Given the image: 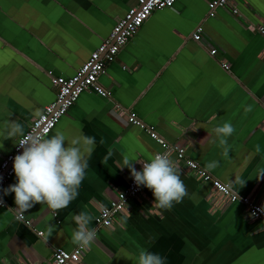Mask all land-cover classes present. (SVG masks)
I'll return each mask as SVG.
<instances>
[{
    "label": "crops",
    "instance_id": "crops-1",
    "mask_svg": "<svg viewBox=\"0 0 264 264\" xmlns=\"http://www.w3.org/2000/svg\"><path fill=\"white\" fill-rule=\"evenodd\" d=\"M206 2L177 0L152 12L97 79L110 97L86 90L58 120L47 137L60 131L65 146L80 134L95 137L78 196L61 210L35 204L21 212L14 194L3 195L0 264H47L53 251H71L77 246L72 215L78 212L92 215L96 232L82 264H138L141 249L164 257L165 264H264L263 223L248 219L239 204L225 203L181 164L175 167L188 195L180 203L159 208L146 189L109 228L94 221L126 185L130 173L121 169L123 161L137 169L160 152L146 128L239 196L264 205V41L252 30L264 26V0H233L238 15L226 7L213 18L206 16ZM133 4L0 0V159L20 137L6 138L8 121H18L25 132L53 101L47 73L72 76ZM197 26L199 43L191 39ZM128 113L143 128L129 126ZM224 122L235 129L227 156L212 131ZM211 161L218 166L206 170ZM15 183L14 175L5 188Z\"/></svg>",
    "mask_w": 264,
    "mask_h": 264
},
{
    "label": "clouds",
    "instance_id": "clouds-1",
    "mask_svg": "<svg viewBox=\"0 0 264 264\" xmlns=\"http://www.w3.org/2000/svg\"><path fill=\"white\" fill-rule=\"evenodd\" d=\"M212 131L215 133L218 145L223 149L222 154L227 156L230 149L228 137L235 131L233 125L224 122ZM5 135L7 139L22 137L18 146L23 151L13 158L12 165L16 183L0 190L5 196L14 194L15 209L26 212L35 204H46L55 211L66 208L76 199L88 167L87 157H90L95 149V137L80 134L65 146L66 137L62 132L56 131L51 137L39 133L25 135L23 125L18 121H8ZM100 143H104L103 139ZM256 150L259 151V145L256 146ZM123 163L124 167L121 169L128 168L137 187L144 186L151 190L159 208L169 209L173 203H180L188 195L179 170L166 153H156L149 161L140 162L142 169L139 171L133 166L132 161L125 159ZM217 166V161H211L205 165V169L213 170ZM262 175L264 172H261L260 177ZM235 198L237 199V192ZM257 211L264 214V205H261ZM251 215L255 216L256 213L253 212ZM92 219V215L88 212L72 215L76 228L71 238L81 249L90 248L96 237L95 229L90 227ZM137 262L165 264V258L141 249Z\"/></svg>",
    "mask_w": 264,
    "mask_h": 264
},
{
    "label": "built area",
    "instance_id": "built-area-1",
    "mask_svg": "<svg viewBox=\"0 0 264 264\" xmlns=\"http://www.w3.org/2000/svg\"><path fill=\"white\" fill-rule=\"evenodd\" d=\"M133 5L127 9L123 16L115 21L111 30L106 37L88 56V58L77 68L70 77H53L51 73H47L50 84L54 89V99L51 103L42 108L40 114L34 118L24 132L25 135L39 133L47 136L53 129L58 120L73 105L77 97L86 90H91L95 94L103 98H109V92L103 89L98 83V77L104 72L107 64L114 61L119 50L135 35L143 22L150 16L152 12L170 9L177 0H132ZM233 0H207V18H213L218 9L229 7L231 14L238 15L237 10L232 5ZM252 30L257 33L264 41V26H255ZM201 27L197 26L191 34V39L197 43L200 42ZM215 50H210L209 55H215ZM222 68L226 71L227 64L222 63ZM126 122L130 126L142 127L143 125L136 119L133 113L126 114ZM151 139H153L160 148L158 153H166L175 157L174 164L179 168L182 165L184 172L193 176L201 183H208L211 191L218 195L225 203L239 204L247 216L252 221H261L264 225V214L257 209L261 205L253 203L247 197H241L213 178L204 169L188 157H185L182 148L170 145L161 138L157 137L151 129H145ZM16 139L11 151L0 159V190L4 189L14 176L12 165L13 158L22 153V149L18 146L19 140ZM147 162V161H143ZM142 169L139 163L137 171ZM147 188L144 186L137 187L131 178L128 177L126 185L117 191L114 200L110 201L106 207L98 210L94 219L95 224L99 228H109L114 222L116 216L121 214L127 202L141 195ZM0 208L4 206L3 192L0 191ZM256 215L252 216L251 213ZM17 219H21L20 215H16ZM40 235V233H38ZM84 249L76 246L71 251L57 249L52 252L50 261L47 264H82L81 254Z\"/></svg>",
    "mask_w": 264,
    "mask_h": 264
}]
</instances>
